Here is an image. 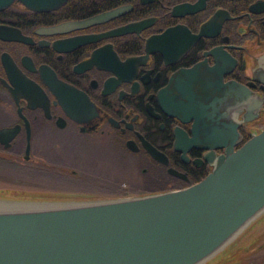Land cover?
Returning a JSON list of instances; mask_svg holds the SVG:
<instances>
[{
	"label": "flooded vegetation",
	"instance_id": "af4514ba",
	"mask_svg": "<svg viewBox=\"0 0 264 264\" xmlns=\"http://www.w3.org/2000/svg\"><path fill=\"white\" fill-rule=\"evenodd\" d=\"M191 66L196 72L180 83L200 101L225 95L213 102L220 112L212 120L182 119L168 105L187 91L175 73ZM229 81L243 86L237 98ZM0 106L10 113L0 117V190L39 195L0 200L186 187L211 167L202 122H234L233 148L264 127V0H64L39 10L12 0L0 7ZM102 147L121 163L118 173L93 169L91 153ZM261 212L248 227L264 222ZM245 233L211 264L238 263L232 244ZM261 236L250 255L264 254Z\"/></svg>",
	"mask_w": 264,
	"mask_h": 264
},
{
	"label": "water",
	"instance_id": "95a60500",
	"mask_svg": "<svg viewBox=\"0 0 264 264\" xmlns=\"http://www.w3.org/2000/svg\"><path fill=\"white\" fill-rule=\"evenodd\" d=\"M11 1L0 0V7ZM17 1L39 10L64 0ZM194 72L191 66L175 73L174 84L187 91L172 93L168 105L182 119L212 120L220 112L213 102L225 95L200 101L180 83L181 74ZM228 84L237 98L243 86ZM198 129L206 131L202 145L210 149L211 167L186 187L0 207V264H199L213 255L264 209V127L236 148L234 122H202ZM195 130L193 143L200 141ZM213 146H224V153Z\"/></svg>",
	"mask_w": 264,
	"mask_h": 264
},
{
	"label": "rangeland",
	"instance_id": "374dc122",
	"mask_svg": "<svg viewBox=\"0 0 264 264\" xmlns=\"http://www.w3.org/2000/svg\"><path fill=\"white\" fill-rule=\"evenodd\" d=\"M1 111H2V113H0V117L3 116V115H4L3 117H9L10 116V113L7 110H5V107L4 106H0V112ZM32 145H33V150L38 153L39 152V140L38 139H35L33 141V144ZM114 160L115 159L110 155V153L108 152V150L105 149L104 147H102L100 149V151L97 152V153H94V152L91 153V161H92L93 167H94L93 169H95L96 171H99L101 173H107L109 175H111L113 173L114 174L118 173L119 172V169H121V163L116 165V163H115ZM124 168H126V167H124ZM261 214H262V212H260L257 216H255L252 219L251 222L247 223V225L245 227H243L241 229V231H239V233L242 232L243 230L244 231L246 230V232H248V229H251L250 227H248V225L250 223H252L253 220H255L256 218H258ZM254 232H257V233H255L253 235L251 234V236H250V237H253L254 238L253 241H255L256 235L260 233L259 240H258V238L256 239V241H257L256 244L258 246L259 242H261L263 240V238H262L261 235L264 234V226L261 227V228H257L256 230H254ZM234 240H235V238L233 237L224 246L226 247L227 244L233 242ZM250 244H252V243L245 242L244 241L243 245L240 246V248L237 249V252H241V254H238L237 256H240L242 258L236 264H261L262 255L264 256V254H262L261 253V250H260L256 255H254V256L250 255V253H252L256 249V247H257L256 246V247L253 248V247H251ZM239 249H241V250H239ZM221 251L218 250L213 255H211L210 257H208L204 261L200 262L199 264H205L207 262L210 263V264L213 263L214 260H216V258L214 256L217 255ZM228 252H229V250L227 251V253ZM245 255H250V256H247L248 258L246 260H244V256Z\"/></svg>",
	"mask_w": 264,
	"mask_h": 264
},
{
	"label": "trees",
	"instance_id": "16d2710c",
	"mask_svg": "<svg viewBox=\"0 0 264 264\" xmlns=\"http://www.w3.org/2000/svg\"><path fill=\"white\" fill-rule=\"evenodd\" d=\"M127 193L126 190H119V191H107V192H98L97 194L98 195H112V194H125ZM0 194L1 195H6V196H17V197H38L39 195H35V194H30V193H26L25 191H21L19 190L18 192H4V191H1L0 190ZM94 195V194H93ZM264 226V222L263 221H257L252 227L251 229H248V232H246L245 234L241 235L239 238H237L235 244H232L233 246H237V247H240L243 245L244 241L245 242H250L252 244L251 247H256L257 244H256V239L258 238L259 240V237H260V233L256 235V239L255 241H253V237H250L251 234H255L257 232H254V230H256L257 228H261ZM250 237V238H249Z\"/></svg>",
	"mask_w": 264,
	"mask_h": 264
},
{
	"label": "bare ground",
	"instance_id": "6f19581e",
	"mask_svg": "<svg viewBox=\"0 0 264 264\" xmlns=\"http://www.w3.org/2000/svg\"><path fill=\"white\" fill-rule=\"evenodd\" d=\"M21 200H0V207H14L18 205H25Z\"/></svg>",
	"mask_w": 264,
	"mask_h": 264
}]
</instances>
